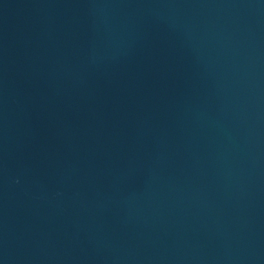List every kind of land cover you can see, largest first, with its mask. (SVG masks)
Listing matches in <instances>:
<instances>
[{
	"label": "water",
	"instance_id": "water-1",
	"mask_svg": "<svg viewBox=\"0 0 264 264\" xmlns=\"http://www.w3.org/2000/svg\"><path fill=\"white\" fill-rule=\"evenodd\" d=\"M0 264H264V0H0Z\"/></svg>",
	"mask_w": 264,
	"mask_h": 264
}]
</instances>
